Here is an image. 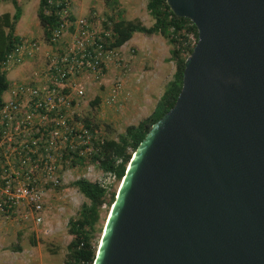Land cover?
Here are the masks:
<instances>
[{"label": "water", "instance_id": "water-1", "mask_svg": "<svg viewBox=\"0 0 264 264\" xmlns=\"http://www.w3.org/2000/svg\"><path fill=\"white\" fill-rule=\"evenodd\" d=\"M196 41L128 160L92 264H264V0H165Z\"/></svg>", "mask_w": 264, "mask_h": 264}, {"label": "built area", "instance_id": "built-area-1", "mask_svg": "<svg viewBox=\"0 0 264 264\" xmlns=\"http://www.w3.org/2000/svg\"><path fill=\"white\" fill-rule=\"evenodd\" d=\"M42 14L55 18L48 38L18 36L0 63L9 71L40 57L22 78L7 79L1 93L0 215L41 228L48 191L66 178L79 179V168L84 170L81 178L102 188L117 186L115 174L89 161L103 130L85 125L79 111L86 80L101 79L114 69L117 74L98 105L103 110L123 106L130 95L124 89L126 60L133 53L129 47L111 46L116 11L100 14L90 8L76 14L72 0H43ZM187 36L193 46L196 39Z\"/></svg>", "mask_w": 264, "mask_h": 264}, {"label": "rangeland", "instance_id": "rangeland-1", "mask_svg": "<svg viewBox=\"0 0 264 264\" xmlns=\"http://www.w3.org/2000/svg\"><path fill=\"white\" fill-rule=\"evenodd\" d=\"M105 1L72 0V9L76 14L90 8L96 9L100 14L109 12L113 14L116 11V19L120 16L128 20H137L144 26H149L152 22L145 9L144 0H118L119 2L115 0L112 5L106 4ZM19 7L16 31L25 37L34 36L38 39L41 27L36 17L37 0H19ZM2 11L12 13L11 3L0 0V12ZM134 37H138V43L132 53L129 68L127 63V74L124 78V89L130 93L131 98L120 109L115 110L114 119L109 121L112 122L110 125L113 136L123 132L125 126L136 124L152 112L156 100L173 72V64L168 60L169 45L163 37L138 32L132 34L131 40ZM131 40L125 44L129 45ZM120 71L122 72V69ZM113 74H117L116 69L105 74L102 80L90 76L84 83L85 95L81 99L79 112L100 125V130H104L103 124L110 116L98 103L91 106L89 101L96 96L99 100L105 94ZM5 76L7 79L22 78L16 69L5 71ZM83 173V168H79V178ZM71 182L66 178L62 185L48 191L45 197L47 213L43 228L5 219L0 215V264H63L66 244L71 238L66 231L67 220L79 217L81 203L86 201ZM116 187H113L114 191ZM108 209L109 204L103 203L100 206L98 221L93 225L92 242H97Z\"/></svg>", "mask_w": 264, "mask_h": 264}, {"label": "trees", "instance_id": "trees-1", "mask_svg": "<svg viewBox=\"0 0 264 264\" xmlns=\"http://www.w3.org/2000/svg\"><path fill=\"white\" fill-rule=\"evenodd\" d=\"M1 1L10 2L13 12L0 13V63L18 40V35L14 33V26L20 15L19 0ZM105 2L112 5L115 0H106ZM144 2L145 9L152 18L151 24L144 26L137 20H128L119 16V19H115L112 23L111 30L114 34V40L111 46L118 47L122 45L135 32L144 35H159L169 45L168 60L173 64V72L148 116L136 124L125 126L123 132L115 136L111 135L113 131L111 125L108 123L103 124V129L109 133L103 130L100 135L101 141L97 143V150L90 156L89 161L97 162V169L115 174L118 182L124 174L132 152L143 139L150 125L173 105L181 86L184 58L193 47L188 43V33H191L196 39L194 25L186 18L173 15L165 0H144ZM42 5L43 0H38L36 17L42 29L43 37L47 39L50 29L55 25V18L51 15H43ZM7 83L5 71L0 66V101L1 93L6 88ZM96 103H98L97 96L89 101L91 106ZM83 120L85 125L100 127L87 115L83 116ZM71 185L77 189L86 201L81 203L79 217L67 220L66 231L71 238L66 244V256L63 264H92L99 239L98 237L97 242H92L93 225L98 221L100 206L105 203L109 204L110 207L116 189L114 191V186L102 188L95 182L84 178L72 181Z\"/></svg>", "mask_w": 264, "mask_h": 264}, {"label": "crops", "instance_id": "crops-1", "mask_svg": "<svg viewBox=\"0 0 264 264\" xmlns=\"http://www.w3.org/2000/svg\"><path fill=\"white\" fill-rule=\"evenodd\" d=\"M118 1V0H117ZM119 2V1H118ZM37 3H38V0H37ZM2 12H5V11H2ZM2 12H0V13H2ZM6 12H8V11H6ZM14 33L16 34V35H18V36H25V35H22L21 33H18L17 31H16V23H15V26H14ZM136 33V32H135ZM156 36V35H155ZM131 37H132V35H131ZM131 37L128 39V40H131ZM33 38H36V37H34L33 36ZM42 39V29H41V35L38 37V39ZM37 39V38H36ZM127 40V41H128ZM126 41V42H127ZM126 42H124L122 45H121V47L123 48V49H125L126 47H129V48H131V49H133V52H134V50H135V45L138 43V37H134L133 38V40H131V42H130V44L129 45H127V44H125ZM44 49H46V47L43 45L42 46V48L40 49V51H39V55L40 54H42L43 53V51H44ZM132 56H130V57H127V60H126V64L128 63V68H129V65H130V63H131V61H132ZM39 61H40V57L39 58H37V59H33V60H30V61H28V62H25L24 64H21V65H19V68H13V69H16L17 71H18V73H19V75L21 76V77H23L24 75H25V73H26V71L28 70V69H31L32 67H34V66H36L38 63H39ZM37 63V64H36ZM111 72V71H110ZM114 72V71H113ZM126 74H127V72H126ZM126 74H125V76H126ZM125 78V77H124ZM124 80V79H123ZM129 81H131V79L129 78L128 79ZM124 86H125V82H124ZM126 90V89H125ZM131 97H130V95H129V98L125 101V102H127L129 99H130ZM124 102V103H125ZM123 103V104H124ZM120 109V108H119ZM102 110H103V108H102ZM113 110V111H112ZM114 110L115 109H111V110H103L104 112L106 111L107 112V114H109L110 115V117L108 118L109 120L108 121H105V123H108V124H110V123H112V122H109V121H112L113 119H114V115H113V112H114Z\"/></svg>", "mask_w": 264, "mask_h": 264}, {"label": "clouds", "instance_id": "clouds-1", "mask_svg": "<svg viewBox=\"0 0 264 264\" xmlns=\"http://www.w3.org/2000/svg\"><path fill=\"white\" fill-rule=\"evenodd\" d=\"M99 101V100H98Z\"/></svg>", "mask_w": 264, "mask_h": 264}]
</instances>
